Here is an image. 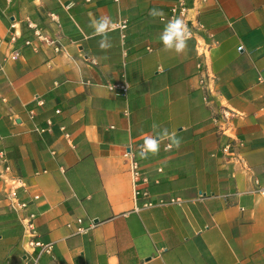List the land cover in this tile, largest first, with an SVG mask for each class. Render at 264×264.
<instances>
[{
    "label": "crops",
    "instance_id": "1",
    "mask_svg": "<svg viewBox=\"0 0 264 264\" xmlns=\"http://www.w3.org/2000/svg\"><path fill=\"white\" fill-rule=\"evenodd\" d=\"M174 3L0 0V264H264V0H186L181 53L159 40Z\"/></svg>",
    "mask_w": 264,
    "mask_h": 264
},
{
    "label": "built area",
    "instance_id": "2",
    "mask_svg": "<svg viewBox=\"0 0 264 264\" xmlns=\"http://www.w3.org/2000/svg\"><path fill=\"white\" fill-rule=\"evenodd\" d=\"M190 6L187 5L186 0H175V3L171 6L170 8V15L168 17V20H171L173 18H176V16H178L180 19H182L188 29L190 30V36L192 35V33H194V28L192 26H190L191 24H187V23H192L191 18L189 17V10H190ZM162 20H164V18H161ZM196 28L198 27L199 24H195ZM43 41H45L46 43H48L49 45L53 46L54 51L58 52L60 50V46H58L56 40L49 38L48 36H43L40 33L37 34ZM13 39V38H11ZM25 43H29V41H26ZM200 47V46H199ZM205 48L200 47L199 48V55H203L204 52L206 51ZM13 54L15 56H18V52L15 51L13 52ZM198 67H201V63L198 64ZM262 83L264 84V79L262 80ZM115 87L121 89L123 92H125L127 90V84L123 83V84H116L114 85ZM51 122H48V125H50ZM43 129H39V132H43ZM64 136L66 138L69 137L68 133H64ZM125 157H128L129 154L127 152H125L123 154ZM8 169V168H7ZM129 172L132 176V180H133V194L134 197L136 199H138L139 197H148V191L144 190V188L141 187L142 184H144L145 182H147V177L145 176V174L142 171L141 166L134 161L133 159H131L129 161ZM13 183L15 184V188L12 190V192L9 194V202H10V207L14 210H26L28 207V202L20 200L18 198V190L20 187L24 186V183L22 181V179L18 178V177H14L13 179ZM39 196L38 194H34L33 199H38ZM174 201V200H172ZM151 202L148 201L146 203V205H150ZM35 213L30 212L28 213L26 216L22 217V223L24 226V235L26 236L29 245L38 248V254L36 257H34V261H36L39 257L40 254L42 253H51L53 250V244L51 242H45L41 239L37 238V230H36V226L34 223V219H35ZM77 222V226L74 228V233L80 234V233H84L88 230L89 227H84L82 225V219L81 218H77L76 219ZM67 226H71L70 223L67 224Z\"/></svg>",
    "mask_w": 264,
    "mask_h": 264
},
{
    "label": "clouds",
    "instance_id": "3",
    "mask_svg": "<svg viewBox=\"0 0 264 264\" xmlns=\"http://www.w3.org/2000/svg\"><path fill=\"white\" fill-rule=\"evenodd\" d=\"M152 16H162L163 12L160 10L153 9L150 12ZM112 21L109 17H102L97 21L93 22L94 30L97 35L104 37L100 43L101 48L109 47L107 42L106 33L111 28ZM190 38V30L188 29L186 23L180 18H173L169 20L163 31L159 35V40L162 42L163 46L167 50H173L176 53H181L184 51L187 45V40ZM164 135L168 137L171 141L170 146L179 147L180 139L175 135V133L168 134L167 131ZM159 150V142L155 137H146L144 141L143 150L140 152L141 158L146 157V155L151 153H156Z\"/></svg>",
    "mask_w": 264,
    "mask_h": 264
}]
</instances>
